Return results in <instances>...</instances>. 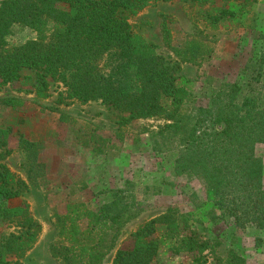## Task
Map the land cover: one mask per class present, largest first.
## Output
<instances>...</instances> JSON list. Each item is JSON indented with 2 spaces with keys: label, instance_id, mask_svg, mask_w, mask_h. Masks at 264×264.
<instances>
[{
  "label": "trees",
  "instance_id": "trees-1",
  "mask_svg": "<svg viewBox=\"0 0 264 264\" xmlns=\"http://www.w3.org/2000/svg\"><path fill=\"white\" fill-rule=\"evenodd\" d=\"M169 1L173 0L0 3V90L30 71L35 73V95L40 99L48 97L50 78L63 85L65 90L59 96L64 95L66 106L100 102L128 113L125 121L161 120L153 136L157 138L154 145L159 150L168 149V143L177 144L172 173L196 180L203 200L193 196L204 218L230 228L227 245L221 240L214 244L201 241L191 219L168 206L131 235L130 248H118L126 228L137 222L142 212L127 190L116 189L95 211L74 203L66 207L65 214L52 215L55 232L48 251L58 264H166L160 259L165 244L171 257L188 256L190 264H206L209 254L216 264H246L237 246L241 242L239 232H264V166L256 154V147L264 145V100L259 86L264 73V29L257 37L259 49L240 71L238 80L220 84L204 96L205 104H197L190 92L177 84L175 69L165 64L155 46L130 23L144 9ZM234 1L243 11L256 0ZM159 17L161 38L173 48L171 18L164 13ZM206 19L212 26L216 23L214 18ZM17 28L29 30L33 37L10 43L9 37ZM213 42L194 22L184 45L173 51L180 63L197 67L212 55ZM37 103L42 110L58 113L65 122L75 125L72 116L56 106ZM1 105L15 109L22 100L0 97ZM85 122L92 130L78 128L74 132L80 146L104 154L116 145L97 135V126ZM113 133L119 142L124 141V132ZM11 134L9 127H0V159L17 155L25 178L17 179L7 167H0V220L12 229L0 243V264H22L39 242L41 225L29 204L8 203L31 188L42 192L46 180L41 143L20 134L16 147L9 148Z\"/></svg>",
  "mask_w": 264,
  "mask_h": 264
},
{
  "label": "rangeland",
  "instance_id": "rangeland-1",
  "mask_svg": "<svg viewBox=\"0 0 264 264\" xmlns=\"http://www.w3.org/2000/svg\"><path fill=\"white\" fill-rule=\"evenodd\" d=\"M236 4L234 0H207L204 4L176 0L159 2L131 18L130 23L137 33L155 46L156 54L165 64L175 69L177 84L190 92L194 102L205 104L204 96L210 91L217 89L220 84L238 80L240 71L260 46L257 37L264 29V0L246 5L243 11L238 10ZM161 13L171 18L173 48L184 45L192 23L196 22L214 40L211 43L213 52L210 58H205L197 67L180 63L173 48L161 38ZM207 16L216 19L214 26L206 19ZM32 37L29 30L17 28L9 41L18 44ZM35 80V73L24 71L18 82L0 90V97L14 96L22 100V105L15 109L0 106V127H9L12 131L8 138L9 148L16 147L20 134L40 142V160L46 169L42 192L31 188L20 198L8 203L15 206L25 201L41 225L39 242L23 259L22 264H58L48 251L55 232L52 215L65 214L66 207L74 203L85 204L88 209L95 211L108 202L116 189L127 190L142 212L139 220L126 228L118 248H130L131 235L158 217L168 206L178 209L191 219L193 229L201 241L214 244L221 240L227 245L231 237L230 228L224 223L208 222L196 206L194 194L203 200L198 182L193 178L176 177L171 171L177 144L168 143V149L163 147L165 149L159 150L154 145L153 141L157 142V138L153 139V136L162 124L161 120L125 121L128 113L114 110L100 102L66 106L68 101L64 95L59 96L65 90L63 85L50 78L47 79L48 97L40 99L35 95ZM260 85L264 100V73ZM37 101L42 105L56 106L72 116L75 125L65 122L58 113L42 110ZM57 101L59 103L56 105ZM85 121L98 127L97 135L109 138L111 144L116 145L104 154L80 146L74 132L78 128L92 130ZM114 130L125 133L124 141L119 142L115 138ZM256 154L264 166V145L256 147ZM1 166L7 167L17 179L24 180L17 155L0 159ZM85 224L83 220V228ZM11 231L10 226L0 220V243ZM259 236L261 242L256 243ZM239 238L241 242L237 246L243 251L246 264H264V232H239ZM163 247L160 259L164 263H191L190 257H171L165 250L166 244ZM206 264H216L215 258L209 254Z\"/></svg>",
  "mask_w": 264,
  "mask_h": 264
}]
</instances>
